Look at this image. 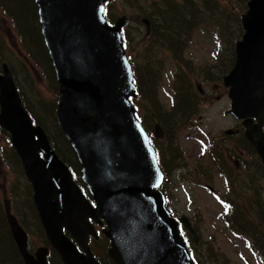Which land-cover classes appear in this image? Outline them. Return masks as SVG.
Returning <instances> with one entry per match:
<instances>
[{
  "label": "water",
  "instance_id": "obj_1",
  "mask_svg": "<svg viewBox=\"0 0 264 264\" xmlns=\"http://www.w3.org/2000/svg\"><path fill=\"white\" fill-rule=\"evenodd\" d=\"M107 1L34 0L58 85L55 118L79 160L80 177L95 205L83 196L43 129L32 124L5 63L0 72V129L9 134L45 237L63 264H99L87 247L88 235L95 236L88 218L97 216L106 222L102 232L110 240L107 252L115 264H193L179 223L196 240L194 229L185 216L176 221L161 191L155 190L163 176L129 101L135 87L121 37L124 17L108 24ZM246 5L234 64L222 84L228 88V113L240 120L245 139L264 165V0H248ZM142 21L148 29V21ZM160 133L156 124L155 134ZM4 211L24 264H48L47 247L28 252L27 235L8 200Z\"/></svg>",
  "mask_w": 264,
  "mask_h": 264
},
{
  "label": "rangeland",
  "instance_id": "obj_2",
  "mask_svg": "<svg viewBox=\"0 0 264 264\" xmlns=\"http://www.w3.org/2000/svg\"><path fill=\"white\" fill-rule=\"evenodd\" d=\"M164 1L111 0L107 8L113 21L124 17V34L129 42L126 52L131 54L136 67L143 69L150 78L138 96L140 113L152 132L155 123L160 127L157 141L163 152H170L169 159L173 158V164L177 165L172 170L164 158L171 175L165 182L167 207L176 219L185 216L194 229L196 243L189 239L190 234L187 243L196 264L198 261L200 264H264L259 251L251 246L252 241L256 242L254 236L240 232L231 223L233 210L238 217L241 210L254 221L253 227L258 219L264 222V168L256 153H251L240 121L227 113L230 109L228 88L222 84L223 75L234 64L232 49L243 33L240 16L246 11L248 0H168L167 5L177 8L179 16L186 8L184 2L201 13V19H193L196 23L188 34L181 32L183 50L178 56L156 45L151 36L147 37L145 25L141 23L143 14L157 15L165 10ZM179 19L175 18L174 28ZM27 22L30 23L28 28L18 21L12 27L11 21L0 10V34L6 39L0 46V65L5 63L15 72L32 110L46 119L45 110L53 108L54 102L56 107L58 91L52 89L40 65L36 41L31 39L30 34L36 32L34 25L37 20L27 16ZM157 24L167 26V22ZM185 61L192 68L188 69ZM208 72L210 76L206 78L204 75ZM185 84L189 87L186 88ZM185 92H192L194 98L191 103L193 109H190L192 115L177 121V125L181 124L179 129L170 124L167 125L170 129L161 128L156 116L168 117ZM152 106L155 107L154 112ZM45 125L46 136H52L60 149L53 121L47 118ZM227 129L238 130L239 133L227 135ZM205 138L206 152L201 153ZM8 144V138L0 134V206L4 209V200L9 201L12 214L27 233L29 253L47 247L63 264L45 237L33 204L32 187L23 174L17 154L14 152L16 157L11 155ZM221 199L228 204L229 211L225 212L226 206ZM260 232L264 233V227ZM41 233L47 244L42 242ZM103 238L107 241L106 237ZM98 246L96 242L93 244L91 237V242L87 243L89 250L102 253ZM110 246L108 242L107 250ZM52 254L50 252L48 256L58 262Z\"/></svg>",
  "mask_w": 264,
  "mask_h": 264
},
{
  "label": "trees",
  "instance_id": "obj_3",
  "mask_svg": "<svg viewBox=\"0 0 264 264\" xmlns=\"http://www.w3.org/2000/svg\"><path fill=\"white\" fill-rule=\"evenodd\" d=\"M164 3H165V10H162L159 14L157 15H155L154 13L143 14V16L146 17L150 23V31H149L148 37L151 36L153 42L156 43V45H159L161 48L167 49L174 56H178L180 55V52L183 50L181 32L183 31L184 34H188L189 30L196 23V21L193 19H196V18L197 20L201 19L200 17L201 13L197 11V9L194 6L189 8V3L184 2V5L186 8L183 10V15L179 16V12H177V8L175 7L172 8L170 5H167L168 0H165ZM0 10H1V13L4 14L6 19H9L11 21L12 27L14 24H17V21H18V22H22V24H26V28H28L27 26L30 25V23L27 22V16H32V19L33 18L36 19L37 17L36 16V6L33 0H0ZM177 17H180V19L176 20L177 27L174 28L175 18ZM158 22L159 23L167 22V26L158 25L157 24ZM34 26H35L36 32L30 35H32L31 39L33 40L35 39L36 41L37 52H38L37 55L39 56L38 59L41 61L40 65L42 69L46 72V76L49 79L52 89L57 91V85L54 79L53 70H52V67L49 61V57H48L45 45L43 44L39 25L35 24ZM125 29H126V26H125ZM5 42H6V39L3 38L2 35L0 34V46H3ZM1 58L2 57L0 56V61H2ZM129 59H130V63L132 64V68L134 71V76H135L138 92L140 93L145 88L146 82L150 78L149 77L147 78V75L144 73L143 69L136 67V65L133 62V58H129ZM232 61H234L233 49H232ZM184 64L186 65L188 69L192 68L190 64L187 65L188 61H185ZM11 71L13 73V76H14V79L17 85L18 93L21 97L22 103L24 107L26 108L27 112L29 113V115L31 116V118L34 120V123L40 124L43 127V129H45L46 119L50 118L53 121V126L56 130L55 133L54 132L53 133L55 137L58 138V143L61 148L58 149L56 147L54 140H52V136L49 135L48 137L52 144V147L57 152V154L61 157V159L70 168H72L73 172L78 174L79 164L75 157V154L73 153V150L69 142L65 139L64 135L58 129L57 123L55 122V119H54L55 102L53 104V108L49 107L48 108L49 110H45V113H47L46 119L44 117H40L37 113H35L32 110L31 104H29L26 94L20 88L21 86L17 79V75L15 74L13 70ZM204 76L206 78H209L210 76L209 72L206 73ZM185 87L188 88L189 86L185 84ZM192 96H193L192 92L190 93L185 92L181 98V102L179 103V105L176 106V108L174 109L172 113L168 114V117H165L164 115L156 116V120L160 123L161 128L164 127L165 129H170V127L167 126L168 124H170L172 127H178V129L180 128L181 124L177 125L176 124L177 121L180 120L181 118L182 119L186 118L185 116L192 115L190 113V109H193L191 106V103L194 98H192ZM151 108H152L151 110L154 112L155 107L152 106ZM146 124L148 125V122H146ZM0 134H3L6 138H8L7 133H5L4 131L0 130ZM156 142H157L156 143L157 149L159 150V153L161 155V165H162L161 168H162L163 173H165V177H166V176H169L170 174L165 166L164 158L172 170L175 167H177V165L173 164V160H174L173 158L169 159L170 152L169 151L163 152V148L161 144L158 141ZM247 145L251 149V153H253L254 150L251 147V145L248 142H247ZM7 148L9 151H11V155L13 154L16 157L13 148L9 144ZM163 187L165 188V185H163ZM28 191L31 192L30 188L28 189ZM239 213L240 214L238 217L237 213H234V210L232 211L231 217L233 215V219H231V223H234L236 228L240 230V232L254 236L253 238L256 239V242L253 243L252 241L251 243L255 247V249L259 251V254L264 259V233L260 232L261 228L264 227V222H261V220L258 219L256 220L257 223L255 224V227H253L254 221L246 217L242 213L241 210H239ZM34 219L38 222L37 216L34 215ZM38 225H39V222H38ZM250 229L252 230V232H250ZM9 230L10 229H9L6 217H5L4 209H2L0 206V264H24L17 250L16 245L11 238ZM41 235L43 237L42 242L44 244H47V241L43 233H41ZM103 239L105 238L102 237L98 239H93V244L94 242H96V244L99 245L98 248H100V250L102 251V253H99L97 251H94L93 253L100 264H114L113 261L109 258V256L106 253L108 240L106 241ZM50 252L53 253L58 259L57 254L52 249H49V255H50ZM57 261L58 262H55V260L49 256V263L61 264L59 259Z\"/></svg>",
  "mask_w": 264,
  "mask_h": 264
},
{
  "label": "flooded vegetation",
  "instance_id": "obj_4",
  "mask_svg": "<svg viewBox=\"0 0 264 264\" xmlns=\"http://www.w3.org/2000/svg\"><path fill=\"white\" fill-rule=\"evenodd\" d=\"M143 18V17H142ZM147 33V32H146ZM183 231V230H182ZM182 234H183V236H184V238L187 240V238H189V234L187 233V232H185V231H183L182 232ZM190 240H191V238H189ZM193 241V240H192ZM194 242V241H193ZM192 242V243H193ZM194 243H196V242H194ZM196 245V244H195ZM194 248V247H193ZM191 252H192V249H191ZM197 258H198V256H197ZM201 262L200 261H198L197 262V264H200Z\"/></svg>",
  "mask_w": 264,
  "mask_h": 264
}]
</instances>
